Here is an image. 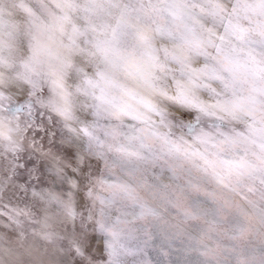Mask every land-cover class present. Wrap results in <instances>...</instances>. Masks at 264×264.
I'll return each instance as SVG.
<instances>
[{
	"label": "snow or ice",
	"instance_id": "snow-or-ice-1",
	"mask_svg": "<svg viewBox=\"0 0 264 264\" xmlns=\"http://www.w3.org/2000/svg\"><path fill=\"white\" fill-rule=\"evenodd\" d=\"M0 264H264V0H0Z\"/></svg>",
	"mask_w": 264,
	"mask_h": 264
}]
</instances>
